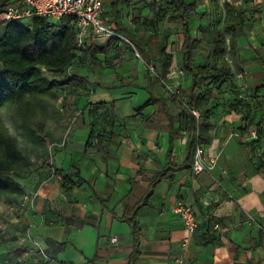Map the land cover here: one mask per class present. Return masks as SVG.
I'll list each match as a JSON object with an SVG mask.
<instances>
[{"label":"crops","instance_id":"crops-1","mask_svg":"<svg viewBox=\"0 0 264 264\" xmlns=\"http://www.w3.org/2000/svg\"><path fill=\"white\" fill-rule=\"evenodd\" d=\"M110 1L104 2V14L114 28L108 16ZM224 1L219 0L220 5ZM227 1L244 13L245 21L229 50L236 66L229 65L232 80L209 85L212 111L202 145L205 160H215L213 168L199 173L180 168L187 155L186 133L172 142L168 120L156 112L155 104L136 109L148 97L145 67L127 48L111 49L106 57L98 55L100 67L76 68L91 85L90 91L80 90V121L58 141L51 171L36 173L22 185L26 244L57 264H129L131 226L121 217L127 206L141 199L171 151L174 168L137 213L135 264H174L181 254L186 264H264V0ZM125 7L122 19L133 27L130 21L138 14L125 12ZM90 39L98 45L107 42L95 40L91 33L86 41ZM123 48L125 61L139 63L135 72L114 68L115 54ZM177 60L173 55L165 86L156 87V94L174 93L171 83L182 85L180 94L185 92L189 80L180 51ZM83 70L96 75L84 76ZM134 96H140L139 103L132 101ZM112 106L117 108L116 121L107 128L110 135L99 150L91 126L98 130ZM168 107L172 115L180 113L170 102ZM56 170L70 171V180ZM180 201L191 205L197 220L186 250L181 242L187 231L173 211ZM112 236L118 240L112 242ZM50 240L63 245H51Z\"/></svg>","mask_w":264,"mask_h":264},{"label":"trees","instance_id":"trees-1","mask_svg":"<svg viewBox=\"0 0 264 264\" xmlns=\"http://www.w3.org/2000/svg\"><path fill=\"white\" fill-rule=\"evenodd\" d=\"M13 0H0V106L8 102H18L26 93L43 94L65 83L72 94L80 90L90 91L91 85L85 78L75 73L64 79H49L42 66L47 71L64 74L70 68L100 67L102 60L98 55H108L111 49L120 47L127 48L133 57L140 59L147 74L146 90L148 97L139 104L136 109H142L149 104L156 105V112L168 120V132L170 140L182 135H187V155L180 168L192 167L191 157L195 154L196 147L205 140V121L212 111L209 106L211 90L209 85L220 84L222 81H231L232 72L228 63L222 59L220 65L211 63H197L195 50L198 39L191 34V15L196 13L198 0H164L167 6H158L153 14L133 17L134 26L122 19V7L129 6L132 0H111L110 21L118 36L112 37L105 44L98 45L92 39L85 42L84 47L76 46V29L65 17L57 24L49 23L40 16H34L28 21H4L1 16L6 6ZM210 2L222 12V29L213 30L214 57H222L226 49L233 48V38L242 29L245 15L235 6L225 0L221 5L219 0ZM221 6V8H220ZM104 18L107 14L103 13ZM164 20H171L179 27V51L181 53V68L187 74L189 83L183 94L170 93L168 96L156 94L154 89L165 86L166 78L173 61L172 52L167 48V36L160 34L159 24ZM228 35V38L226 37ZM172 103L179 108L178 115H172L168 104ZM74 107L77 106L74 104ZM115 106L100 120V128L94 130L91 126L90 136L96 139L99 150L105 148L108 136V127H112L116 121ZM193 110L199 113L197 117ZM176 123H179L176 125ZM0 143L3 145L4 158L0 159V192L17 190L20 194L25 193L24 187L15 180L14 176L24 178V174L13 170L14 161L20 158V152L15 147L12 139L0 132ZM167 160L166 166L156 172V177L141 197L132 206H127L122 219L131 226L133 251L129 258V264H135L138 254V242L140 228L137 223V213L140 208L148 203V199L155 186L162 178L168 176L167 172L173 169L171 159ZM62 174L67 182L71 172L56 170ZM78 175L77 172L74 173ZM23 234L26 227L16 226ZM25 235V234H24ZM26 236V235H25ZM24 236V237H25ZM26 238V237H25ZM51 245L61 247L63 243Z\"/></svg>","mask_w":264,"mask_h":264},{"label":"rangeland","instance_id":"rangeland-1","mask_svg":"<svg viewBox=\"0 0 264 264\" xmlns=\"http://www.w3.org/2000/svg\"><path fill=\"white\" fill-rule=\"evenodd\" d=\"M159 5L167 6L164 0H134L132 7L126 6L124 11L128 12L130 9L133 16L136 14L143 16L155 13ZM222 27V12L210 0H198L196 13L191 15V34L198 39L195 50L196 62L220 65L221 60L224 59L228 65L236 69L228 48L222 57L212 55L213 30L222 29ZM159 32L167 36L168 48L178 62L180 41L177 23L164 20L159 24ZM124 56V48L115 54L114 68L125 67V70L135 72L139 63L131 60L127 62ZM76 71V68H70L64 74L44 72L49 79L66 80ZM82 72L88 77L94 78L96 75L93 71L89 74L84 70ZM170 86V90L178 93L183 88L176 83H171ZM79 92L72 94L64 81L60 87L46 93H26L18 102H8L0 106V132H4L12 139L21 154L20 158L13 163V170L25 176L24 178L14 176L21 185H26L30 178L36 177V173L40 175L48 172L47 170L51 171L52 156L55 150H58V141L80 121L81 116L74 107V104L84 102V93ZM132 101L139 103L140 96H134ZM98 104H106V102ZM93 121L98 123L99 117L93 118ZM3 158L4 150L0 143V159ZM24 194H20L17 190L0 192V264H57L49 256L26 244L25 235L16 227L24 225L22 220Z\"/></svg>","mask_w":264,"mask_h":264},{"label":"built area","instance_id":"built-area-1","mask_svg":"<svg viewBox=\"0 0 264 264\" xmlns=\"http://www.w3.org/2000/svg\"><path fill=\"white\" fill-rule=\"evenodd\" d=\"M106 0H13L2 13V20L23 22L31 20L34 16H40L49 23L57 24L67 17L76 29V46L82 48L86 38L91 33L97 41H108L118 36L112 25L104 18V2ZM43 71H47L42 66ZM198 117L199 113L193 110ZM214 159L206 161L204 158V147L199 144L196 147L192 160L193 173L210 170L214 166ZM173 211L179 215L187 231V235L181 242V247L186 250L192 234L197 226L193 209L190 204L178 202ZM218 224L215 223V226ZM117 236H112L111 241L116 242ZM264 247V242H262ZM174 264H186L184 256L178 255L174 258Z\"/></svg>","mask_w":264,"mask_h":264}]
</instances>
